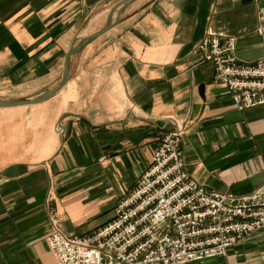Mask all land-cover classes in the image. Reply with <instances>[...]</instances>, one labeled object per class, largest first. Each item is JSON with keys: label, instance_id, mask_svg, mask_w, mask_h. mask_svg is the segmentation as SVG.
<instances>
[{"label": "crops", "instance_id": "crops-1", "mask_svg": "<svg viewBox=\"0 0 264 264\" xmlns=\"http://www.w3.org/2000/svg\"><path fill=\"white\" fill-rule=\"evenodd\" d=\"M121 0H0V98L59 82L74 39ZM210 28L236 57L264 54V0H153L78 51L69 80L30 105L0 108V264H56L47 198L66 236L113 218L161 138L185 128L188 174L233 196L264 181V105L238 111L194 47ZM187 264H264V230L226 256Z\"/></svg>", "mask_w": 264, "mask_h": 264}, {"label": "built area", "instance_id": "built-area-1", "mask_svg": "<svg viewBox=\"0 0 264 264\" xmlns=\"http://www.w3.org/2000/svg\"><path fill=\"white\" fill-rule=\"evenodd\" d=\"M213 67L238 111L264 105V54L254 63L236 57V38L208 28L194 47ZM185 128L166 133L149 166L120 199L113 218L89 235L66 236L48 197L46 245L56 264H187L224 257L264 230V181L233 196L200 184L186 170Z\"/></svg>", "mask_w": 264, "mask_h": 264}, {"label": "water", "instance_id": "water-1", "mask_svg": "<svg viewBox=\"0 0 264 264\" xmlns=\"http://www.w3.org/2000/svg\"><path fill=\"white\" fill-rule=\"evenodd\" d=\"M152 1L153 0H121L116 4L112 5L108 10V13L104 17L105 23L102 27H100L98 30L92 33H87V34L82 33L74 39L69 51L65 56L64 64H63V72L57 85H55L54 87L43 93H40L32 97L17 98V99L0 98V108H9V107L35 104L52 96L69 80L71 76L73 59L82 46H84L86 43H88L98 35L108 30L114 24L118 23L121 19L128 17L133 13L143 9Z\"/></svg>", "mask_w": 264, "mask_h": 264}]
</instances>
